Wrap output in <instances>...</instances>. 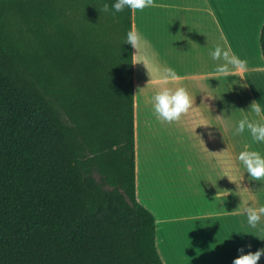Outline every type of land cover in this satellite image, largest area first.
Instances as JSON below:
<instances>
[{"label":"trees","instance_id":"trees-1","mask_svg":"<svg viewBox=\"0 0 264 264\" xmlns=\"http://www.w3.org/2000/svg\"><path fill=\"white\" fill-rule=\"evenodd\" d=\"M114 2L0 0V264H162ZM258 43L264 62V22Z\"/></svg>","mask_w":264,"mask_h":264},{"label":"crops","instance_id":"crops-1","mask_svg":"<svg viewBox=\"0 0 264 264\" xmlns=\"http://www.w3.org/2000/svg\"><path fill=\"white\" fill-rule=\"evenodd\" d=\"M249 1L154 0V7L131 11V29L149 42L147 54L173 68L194 99L179 121L161 122L152 103L157 89L143 64H132L134 196L153 216L162 264H232L238 249L264 248V216L252 228L243 213L245 206H264V180L253 181L237 159L246 145L264 157V142L253 141L247 129L233 134L240 119H259L252 101L264 114L258 43L264 0ZM222 38L247 60L243 79L215 77L223 61L210 52L223 46ZM135 52L131 46V57ZM226 162L240 186L225 177Z\"/></svg>","mask_w":264,"mask_h":264},{"label":"clouds","instance_id":"clouds-1","mask_svg":"<svg viewBox=\"0 0 264 264\" xmlns=\"http://www.w3.org/2000/svg\"><path fill=\"white\" fill-rule=\"evenodd\" d=\"M154 0H115L111 5L105 3L102 5L104 12L114 11L115 13L123 12L125 8L131 11H143L146 8L154 7ZM224 39L223 46L216 44L214 50L210 52L213 60L223 61L215 67V77H227L229 75L241 76L248 72V62L245 59H240L239 56L232 50L227 40ZM124 43H128L136 50L132 56L133 63H142L147 74L150 77L149 83H152L156 87V91L152 96V103L154 114L161 122H177L182 115H185L193 108L194 99L189 95L187 89L181 83V77L177 75L176 71L167 66H161L154 58L147 54V49L150 47L149 42L143 39L140 33L131 29L126 33V40ZM172 85H175L174 87ZM205 96L209 97L207 94ZM249 109L256 117L257 120H249L248 117L240 119L235 126L234 135L242 134L247 129L253 139V141L260 143L264 142V114L257 101H252L249 105ZM223 122L221 116H217ZM197 128V127H196ZM249 146H245V150L239 152L237 159L244 166L248 176L253 181L264 180V157L258 151L248 150ZM213 153V152H211ZM220 152L216 153L219 154ZM227 163L226 175L227 179L238 185L236 177H230L229 174L233 170L232 164ZM246 190V188H242ZM224 194L227 196L229 193L224 190ZM217 195V194H216ZM243 213L247 216V222L249 226L255 228L264 216V206L254 208L251 206H245ZM248 247H251L250 245ZM239 255L232 260V264H258L261 256L264 255V248L258 249L255 252H247L245 254L244 249H238Z\"/></svg>","mask_w":264,"mask_h":264},{"label":"rangeland","instance_id":"rangeland-1","mask_svg":"<svg viewBox=\"0 0 264 264\" xmlns=\"http://www.w3.org/2000/svg\"><path fill=\"white\" fill-rule=\"evenodd\" d=\"M247 1H249V0H247ZM234 2V1H233ZM249 2H252V3H254V0H251V1H249ZM241 3V2H240ZM249 5H251V3H249Z\"/></svg>","mask_w":264,"mask_h":264}]
</instances>
